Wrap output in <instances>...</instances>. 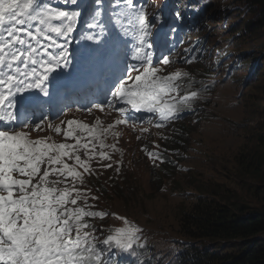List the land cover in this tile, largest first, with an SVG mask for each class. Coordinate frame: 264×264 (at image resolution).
<instances>
[{
    "label": "trees",
    "instance_id": "1",
    "mask_svg": "<svg viewBox=\"0 0 264 264\" xmlns=\"http://www.w3.org/2000/svg\"><path fill=\"white\" fill-rule=\"evenodd\" d=\"M176 1L185 19L189 16L197 25L210 28L220 24L215 30L220 33L219 42L210 53L213 64L197 69L199 81L209 83L204 90L208 95L203 96L197 82V108L189 107L186 115H180L179 130L172 133L174 144L189 152L180 150V164L193 169L188 163L194 159L197 170L205 175L191 197L184 189H166L161 196V177L155 180L156 187L150 186L153 195L167 200L173 196L181 205L167 204L154 216L148 201L144 214L152 217L151 223L125 215L129 223L147 230L157 222L159 230L168 235L160 237L158 232L157 240L131 237L128 257L114 252L117 246L112 237H117V231L113 216L72 214V222L81 227H101L98 233L106 237V243L60 245L57 258L65 264H264V39L253 37L264 32V0H216L222 4L214 6L216 12L211 0ZM194 45L201 51L205 43L196 41ZM219 124L222 129H215ZM176 132L180 138L176 139ZM229 134L237 137L233 149L228 148L231 144L224 148L214 145ZM177 176L182 173L169 176L174 180L170 186ZM230 185L235 186L233 190ZM92 186L96 195L105 196L102 181L95 180ZM60 220L55 219L49 228Z\"/></svg>",
    "mask_w": 264,
    "mask_h": 264
},
{
    "label": "rangeland",
    "instance_id": "2",
    "mask_svg": "<svg viewBox=\"0 0 264 264\" xmlns=\"http://www.w3.org/2000/svg\"><path fill=\"white\" fill-rule=\"evenodd\" d=\"M56 1L57 5H63L64 10H79L83 0H75L78 4L72 9H68L67 4L62 2L66 0H54V2ZM88 1L89 3L95 2V0ZM144 1L146 3L145 21L151 26L152 35L157 34L158 36L162 32H168L169 39L172 43L177 44V53L172 61L162 63L154 70L149 71L146 78H143L144 73L137 74L130 82V85L139 86L142 90L146 87L147 83L152 89L150 93L151 98L156 101L165 115L167 113L170 114L169 123L165 120L159 127L154 128L127 127L119 120L113 123V125H110L114 119L110 117L112 113L107 110L103 111V109H99L90 113L74 112L63 117L56 124L57 132L64 134V139H66L68 144L61 139L58 140V134L52 131V127L41 131L25 130L19 133L21 136H18V133L15 135L20 148L19 153L14 152V155L18 158L17 166L21 169L23 167L25 168V173L22 175V178L19 179L16 176L17 174H15V164L12 155L11 160L5 164L12 171L13 175L11 176L17 177H12L13 183L15 184L21 181L23 185H28V190L31 191L32 188L36 189L35 184L38 181L50 180L53 177L49 174L50 172H54L58 176H66L72 173L70 167L72 163L67 157H64L66 156L64 154L65 152H68L73 157L87 158L89 153L81 149L88 142L83 134H88L91 137L92 132H94L99 134V136H103L106 130L111 136H115L112 138L120 141V150H127V154L129 152L130 156L124 159L121 156L114 157V168L110 170L104 169L102 172V174L105 173L102 181L105 186V196L98 199L90 185L85 191L81 189L82 184L84 181H87L86 178L89 175H96V173L91 171L72 186L79 193L67 195L68 202L66 203V211L68 212L71 207H74L75 212V209L79 206L84 211H87L86 213L91 215V217L113 216L115 220L114 230L117 231V237H112L114 244L117 246L114 252H117L121 257L129 256L133 240L131 237L148 236V240L168 237L167 234L159 230L160 226L157 222H155V226L147 230L129 223V220L125 218V215H134L140 220L151 223L152 217L144 214L148 201H151L150 208L154 216H158L167 204L175 205V208L181 205L178 204L179 201H173V196L170 197V200H167L152 194L153 191L150 189V185L152 184L153 186L157 178L161 177V181L159 182L160 189L158 191L161 196L165 193L166 189H171V191L175 189V191L182 192L184 189L186 194H188L187 196L191 197V194L197 188V181L201 180L205 175L204 172L197 170V162L192 161L194 159L188 163L189 166L193 167V169H189L179 163V158L172 157L175 140L170 135L177 123L174 110L175 105L182 103L187 107L197 108V69L200 63L204 64L205 58L203 52L205 50L197 55V53L190 49L193 40L195 38L204 39L206 40L205 44L211 47L215 42L217 43L216 40L220 37V33L215 32L220 24L210 29L209 27L201 26L200 23L197 25L195 20L188 18L189 16L185 19V17L179 14L180 6L176 3V0ZM210 4L214 12L217 11L214 6H222L216 0H211ZM88 10L89 7L87 6L85 11ZM180 25L181 32L179 33V38L182 40L181 43H177L175 36ZM196 31H200V34L196 35ZM206 37L207 39H205ZM253 37L264 39V32ZM20 44L21 40L18 41V45ZM221 58L223 59V57ZM213 61L214 56H211L209 65H212ZM242 72L243 75L247 74L245 70H242ZM52 73L53 70H49L47 79L63 81L64 76H66L63 73L53 75ZM201 85L203 89L201 93L203 96H207L208 92L204 90L208 89L209 83L201 82ZM258 92L256 91L255 93L258 94ZM160 96H162V99ZM253 106L255 105L253 104ZM215 129H222L221 124L215 126ZM177 130L179 129L177 128ZM177 138H180L178 134ZM236 140L237 137H231L229 134L224 141L218 140L214 145L224 148L223 145L231 144L228 148L233 149ZM62 142L66 143L64 147L61 145ZM188 144L193 147L192 141H189ZM183 153H189L187 147H183ZM120 161H124L122 165H118ZM165 167L168 169V174ZM175 172H181L182 176H177L175 185L170 186L169 184L174 180L168 178L172 174L175 175ZM190 175L192 177L188 179L187 177ZM57 179L60 178H56L55 181ZM234 187L231 186V189L233 190ZM113 191L117 192V196L114 197L112 195ZM141 200H145V202H141ZM61 203L65 202L63 201ZM124 204L129 206L128 210H124ZM67 218H69L68 214ZM69 222L72 229L68 227L66 222L56 229V234L60 236L58 238L64 242L63 244L69 243V245H73L74 243H79L83 245L87 242H93L103 245L106 243V237H100L101 234L98 233L102 229L101 227H94V224H91L88 229H83L78 225L72 226L73 223L70 219ZM158 232L161 234L158 235L160 237L156 235L159 234ZM0 263H2L1 260Z\"/></svg>",
    "mask_w": 264,
    "mask_h": 264
}]
</instances>
